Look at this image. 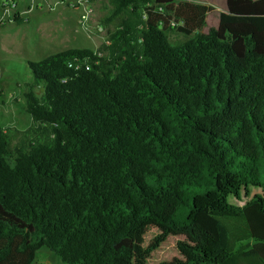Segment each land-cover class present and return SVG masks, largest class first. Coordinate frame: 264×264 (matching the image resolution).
Masks as SVG:
<instances>
[{
	"label": "trees",
	"instance_id": "1",
	"mask_svg": "<svg viewBox=\"0 0 264 264\" xmlns=\"http://www.w3.org/2000/svg\"><path fill=\"white\" fill-rule=\"evenodd\" d=\"M106 1L108 44L28 61L30 125L0 122V264H146L167 236L160 264H264V0ZM221 185L243 204L196 205Z\"/></svg>",
	"mask_w": 264,
	"mask_h": 264
},
{
	"label": "rangeland",
	"instance_id": "2",
	"mask_svg": "<svg viewBox=\"0 0 264 264\" xmlns=\"http://www.w3.org/2000/svg\"><path fill=\"white\" fill-rule=\"evenodd\" d=\"M77 1L0 0V122L3 127L23 130L30 125L31 119L24 110L22 96L24 84L31 79L27 62L39 61L65 48L62 43H49L50 38H47L45 33L53 34L51 42L57 40L54 35L68 38V42L64 43L67 48L95 50L114 30L113 23L105 25L102 22L110 13V6L106 0L81 3ZM174 1H187L212 9L216 5L221 9L219 12L224 11V0ZM71 2L75 3V8L68 6ZM83 6L90 10L89 20L84 26L78 22ZM62 7L69 10H63ZM15 18L23 19V22L17 24L14 21ZM208 22H214V18L209 17ZM99 27H102V32L98 30ZM11 38H18L15 46L11 44L13 41L10 40ZM170 40L172 42L182 41V37L173 34ZM35 91L38 95L41 92L39 88ZM228 183L233 184L234 182L229 180ZM221 189L225 191V196L214 193L208 198H199L196 205L205 207L220 205L222 202L238 206L243 204V200L237 199L229 187L221 185ZM158 235L159 230L156 227H148L142 238V247L146 248ZM184 240L183 237H165L159 246L151 251L146 264H160L179 257L178 243ZM33 264L63 263L46 248H41L36 252Z\"/></svg>",
	"mask_w": 264,
	"mask_h": 264
},
{
	"label": "crops",
	"instance_id": "3",
	"mask_svg": "<svg viewBox=\"0 0 264 264\" xmlns=\"http://www.w3.org/2000/svg\"><path fill=\"white\" fill-rule=\"evenodd\" d=\"M223 4H224V1H223ZM214 7V9H215V12H219V11H221V9L218 7V6H216V5H214L213 6ZM62 9L63 10H69V9H66V8H64V7H62ZM214 9H213V11H214ZM66 12V11H65ZM66 14V13H65ZM216 23V20H214V22H212L211 24H215ZM41 28V27H40ZM45 35L47 36V38H50L49 39V43H62V45H63V47H65L64 49H62V50H60V51H64V50H66V49H70V48H67V46H65V44L64 43H67L68 42V38H65L64 36H62V37H57V35H54V36H56L55 37V39H57V40H54V41H52L51 42V37H52V35L51 34H48V33H45ZM10 40H13L12 42H11V44H13V46H15L16 45V43H17V41H18V38L17 39H13V38H11ZM12 49V48H11ZM13 50V49H12ZM11 50V51H12ZM59 51V52H60ZM57 53V52H56ZM55 54V53H54ZM52 55V54H51ZM49 56V55H48ZM47 57V56H46Z\"/></svg>",
	"mask_w": 264,
	"mask_h": 264
},
{
	"label": "built area",
	"instance_id": "4",
	"mask_svg": "<svg viewBox=\"0 0 264 264\" xmlns=\"http://www.w3.org/2000/svg\"><path fill=\"white\" fill-rule=\"evenodd\" d=\"M84 1H87V0H78L77 2L78 3H81V2H84ZM74 4L75 3L71 2V3H68V6H70L71 8H75V5ZM81 9H82V11H81V13L78 16V22H79V24H81L82 26H84L88 22V20H89V12H90V10L88 8H86V6L85 7L83 6V8H81ZM98 30L100 32L103 31L102 27H99ZM103 43L108 44L107 39H105L103 41ZM68 66H71V64H69Z\"/></svg>",
	"mask_w": 264,
	"mask_h": 264
}]
</instances>
